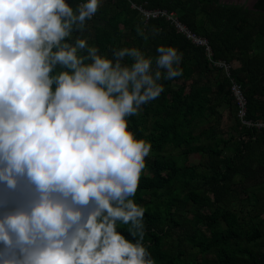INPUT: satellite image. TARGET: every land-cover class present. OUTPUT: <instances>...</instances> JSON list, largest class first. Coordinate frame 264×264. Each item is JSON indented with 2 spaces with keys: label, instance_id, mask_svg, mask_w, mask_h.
<instances>
[{
  "label": "clouds",
  "instance_id": "clouds-1",
  "mask_svg": "<svg viewBox=\"0 0 264 264\" xmlns=\"http://www.w3.org/2000/svg\"><path fill=\"white\" fill-rule=\"evenodd\" d=\"M101 2L0 0V264H155L131 199L151 144L127 118L183 74V54L159 45L153 74L139 48L68 42Z\"/></svg>",
  "mask_w": 264,
  "mask_h": 264
},
{
  "label": "trees",
  "instance_id": "trees-1",
  "mask_svg": "<svg viewBox=\"0 0 264 264\" xmlns=\"http://www.w3.org/2000/svg\"><path fill=\"white\" fill-rule=\"evenodd\" d=\"M85 1L66 0L74 10ZM131 4L174 12L189 30L206 38L213 59L232 65L231 78L247 102L245 119L258 121L264 118V0H256L251 9L220 0H102L95 18L85 21L83 31L77 22L68 41L86 38L109 58L112 49L139 48L152 57L153 74L159 45L183 54V74L159 81L164 85L160 97L127 118L135 138L151 144L153 158L145 160L150 175L142 170L131 199L144 209L143 244L155 264H264L257 227L241 226L226 197L254 164L264 168V128L240 123L230 80L209 68L203 48L165 19L143 23ZM124 63L130 66L132 60L125 57ZM223 110L234 120V135L221 129ZM226 149L232 156L224 155ZM190 155L205 161L187 164ZM117 231L132 242L139 239L131 223L118 222Z\"/></svg>",
  "mask_w": 264,
  "mask_h": 264
},
{
  "label": "crops",
  "instance_id": "crops-1",
  "mask_svg": "<svg viewBox=\"0 0 264 264\" xmlns=\"http://www.w3.org/2000/svg\"><path fill=\"white\" fill-rule=\"evenodd\" d=\"M222 4H233L223 3ZM245 5L242 3H234ZM254 4V2H253ZM252 4V5H253ZM247 7V6H246ZM251 9L250 7H247ZM223 121L227 124L221 129L226 135L233 134L234 120L228 111L223 110ZM263 145H258L257 157L262 156ZM224 155L230 157L232 152L226 149ZM232 192L227 194V208L230 209L235 215L238 216L240 225L248 229H258L257 247L264 251V168L261 165H253L248 169L245 174H241ZM254 231V230H253Z\"/></svg>",
  "mask_w": 264,
  "mask_h": 264
},
{
  "label": "built area",
  "instance_id": "built-area-1",
  "mask_svg": "<svg viewBox=\"0 0 264 264\" xmlns=\"http://www.w3.org/2000/svg\"><path fill=\"white\" fill-rule=\"evenodd\" d=\"M131 8L137 10L140 20L143 23H147L150 20L159 19V18L165 19L175 28V30L178 33L185 36V38L189 40L193 45L203 48L205 51L206 58L208 60L209 68L221 70L223 74L230 80L229 89L231 96L233 98V102L237 109L236 116L240 121V123L247 128L253 127L257 130L264 128V118L258 121H250L245 119L247 102L243 94L241 85L231 78L232 65L231 63L225 60L213 59L212 51L209 46V42L206 38L197 36L195 33L189 30L185 25H183L178 20L174 12H168L167 10L164 9H147L135 4H131ZM94 18L95 16L91 20H93Z\"/></svg>",
  "mask_w": 264,
  "mask_h": 264
},
{
  "label": "rangeland",
  "instance_id": "rangeland-1",
  "mask_svg": "<svg viewBox=\"0 0 264 264\" xmlns=\"http://www.w3.org/2000/svg\"><path fill=\"white\" fill-rule=\"evenodd\" d=\"M220 2L221 3L222 2L223 3H233V4L234 3H242V2H244V4H246L247 7L252 8V4H253L254 0H220ZM226 124H227V122L225 120L224 121L222 120L221 125H222L223 128L225 127ZM152 158L153 157L149 154L147 157H145V160L146 161H151ZM204 161H205V158L200 156V155H190V156L186 157V160H185V162L187 164H198V163L204 162ZM145 173L147 175H150V171H149L148 167L145 168Z\"/></svg>",
  "mask_w": 264,
  "mask_h": 264
},
{
  "label": "flooded vegetation",
  "instance_id": "flooded-vegetation-1",
  "mask_svg": "<svg viewBox=\"0 0 264 264\" xmlns=\"http://www.w3.org/2000/svg\"><path fill=\"white\" fill-rule=\"evenodd\" d=\"M256 2V0H254V3Z\"/></svg>",
  "mask_w": 264,
  "mask_h": 264
}]
</instances>
